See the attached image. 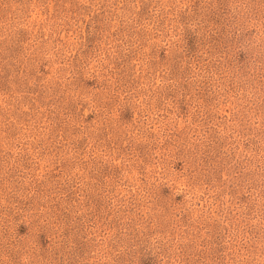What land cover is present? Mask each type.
<instances>
[{
	"label": "rangeland",
	"instance_id": "obj_1",
	"mask_svg": "<svg viewBox=\"0 0 264 264\" xmlns=\"http://www.w3.org/2000/svg\"><path fill=\"white\" fill-rule=\"evenodd\" d=\"M0 264H264V0H0Z\"/></svg>",
	"mask_w": 264,
	"mask_h": 264
}]
</instances>
